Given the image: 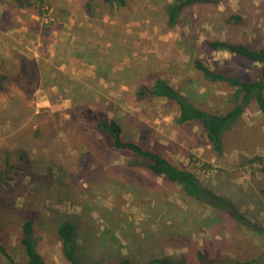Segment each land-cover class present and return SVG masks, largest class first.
I'll return each instance as SVG.
<instances>
[{
  "label": "rangeland",
  "instance_id": "obj_1",
  "mask_svg": "<svg viewBox=\"0 0 264 264\" xmlns=\"http://www.w3.org/2000/svg\"><path fill=\"white\" fill-rule=\"evenodd\" d=\"M127 1L126 8L109 14L106 1L97 0L89 15L88 0H25L24 4L0 0V70L17 74L20 80L19 86L10 83L7 91H0V170L8 157L11 165L20 166L18 157L23 149L32 156L31 166L22 164L20 179L8 187L0 186L3 245L18 263H25L19 230L25 220L34 219L35 238L46 263L67 264L54 224L74 217L90 256L117 251L140 254L138 264L144 257L184 254H189V264H198L195 249L208 257L234 261L264 256L262 165L248 162L255 157L264 160V116L256 102L226 135L224 155L218 157L199 126L176 123L178 112L172 104L164 100L144 105L138 102L134 96L137 75L125 76L126 70L140 67L144 76L154 73L210 113L232 110L236 89L206 80L194 61L201 60L210 70L244 82L257 80L261 65L227 52H213L208 42L230 40L264 47V0H225L218 7L197 5L169 31L162 10L174 0ZM232 13L241 15L243 22L227 28L226 15ZM118 33L121 37L116 40ZM114 38L122 47L113 45ZM91 40L95 42L89 44ZM21 64L27 65L24 69L28 72H22ZM42 67L64 73L67 79L63 76L62 80L69 82L64 85L65 92L45 85L40 77ZM46 83L50 84L48 78ZM78 87L80 101L73 94ZM16 97L31 114L25 118L15 113L19 126L14 130L2 112ZM88 106L107 113L110 119L124 121L126 140L156 150L176 166L196 174L204 186L231 198L263 232L227 217L215 220V225H204L198 232L190 213L187 230L193 244L176 249L175 243L154 238L142 245L138 241L147 234L153 237L167 232L159 226L170 225L175 209H189L194 217L200 210L183 198L178 187L152 178L143 167H131L132 155L102 148L100 135L83 127L86 122L76 108ZM42 113L46 114L40 121L42 126L54 124L55 128L44 130L37 146L29 138L39 120L31 115ZM67 122H71L69 126ZM53 130L61 133L52 138L55 151L51 153L46 145ZM50 156L56 164L70 169L65 184L58 182L62 178L59 169L54 170V176L48 174ZM135 183L141 184L140 199L130 188ZM0 264H10L2 254Z\"/></svg>",
  "mask_w": 264,
  "mask_h": 264
},
{
  "label": "trees",
  "instance_id": "obj_2",
  "mask_svg": "<svg viewBox=\"0 0 264 264\" xmlns=\"http://www.w3.org/2000/svg\"><path fill=\"white\" fill-rule=\"evenodd\" d=\"M20 3H26L25 0H15ZM97 0H88L86 4L87 12L90 15L93 7V2ZM108 6L109 14H114L120 10H123L128 6L127 0H105ZM225 0H174L172 3H168L163 7V15L165 17L166 23L168 25V31L174 29L183 18L184 14L188 9L193 8L197 5H208L218 7ZM243 22V18L239 14H230L226 15L225 27H236L237 25ZM76 34L75 31L72 32ZM121 35L118 33L115 35L116 40L119 39ZM115 38L112 40V43L115 47H122V44L115 41ZM106 39V38H104ZM103 39V40H104ZM96 40V38H95ZM95 41H90V43ZM208 46L213 52H227L232 55H237L243 57L252 63L261 65V74L260 77L252 82H244L238 78L228 76L222 73L212 71L207 67L201 60H195L194 66L196 70L208 81L212 83H223L227 84L230 87L236 89L232 97V101L235 104L233 109L220 114L210 113L203 108L197 106L195 103L191 102L187 97L182 95L175 87L170 85L167 81L163 80L159 76L155 75L152 72H149L145 75V71L141 72V68L138 69H128L126 70V77L137 75L138 81L136 84V90L134 91L135 99L142 103H151L155 100H164L172 104L178 112V116L175 119L176 123L179 126L187 125H197L199 126L204 135L208 144L213 148L217 153L218 157H222L225 152V137L226 135L234 128L235 124L243 117L245 111L249 105L255 101L258 105L260 112L264 116V47L262 48H252L242 44H236L230 40H215L209 41ZM35 66L37 63H33ZM20 65V69L23 73L28 72V69ZM29 66V65H28ZM41 79L45 82V85H51L53 87L59 88L63 93L65 92L64 85L69 82L62 80L64 73L59 69H47L42 67ZM47 69V70H46ZM40 71L38 70V73ZM44 72V73H43ZM38 76V74L36 75ZM124 76V77H125ZM144 76V77H143ZM125 77V78H126ZM48 78V82H47ZM19 76L17 74L11 73V71L3 72L0 70V91L5 92L8 90L7 86L10 83L19 84ZM81 87L73 91L74 99L80 101ZM73 90V89H71ZM16 97L13 104L10 103L9 107L2 112L4 119L11 120V126L18 128L19 123L15 118V113L19 114L21 117L27 118L30 114L26 112V107L22 106L23 101H20V98ZM18 103V104H17ZM80 109L81 118L88 125V130H92L95 134L100 135L102 148L109 147L110 150L123 152L132 155L133 160L130 162L131 167H143L145 168L152 178L162 179L164 182L171 184L174 187H178L181 191L183 198H186L192 203L197 204L200 210L199 215L194 217V212L189 209H175L172 211L174 214L173 219L170 220V225L167 227L160 225L159 227L167 228V232L162 231L160 235L151 236L150 233L147 234V237L141 239L140 243L145 246V244H150L154 238L160 242L171 241L176 244L178 248H185L187 245L193 244V237H191L190 230H187V225L190 220V213H192L193 219L197 224L196 230L198 232L202 231L203 226L207 224L215 225L217 222L215 220H220V217H227L238 223L240 226H243L250 230H255L257 232H263L262 229H258L256 225L248 217H246L239 209L238 205L231 198L225 196L220 191H216L212 187L204 186L200 180L197 178L196 174L193 172L184 169L182 167L176 166L172 161L156 150L146 148L135 141H128L125 139L124 133V121L119 118L110 119L108 114L100 110L91 109L88 106L76 107ZM34 114V113H33ZM35 119L39 120V123L34 126H38L35 131H33L32 137L29 139L37 143L38 139L45 135L44 130H52L55 128L54 124H48L47 127H43L40 121L46 116L45 113L31 115ZM73 117L75 115L73 114ZM74 121V118H73ZM69 123L66 124L69 126ZM82 127V128H83ZM51 128V129H50ZM25 130V129H24ZM24 132V131H23ZM27 133V132H26ZM57 133V134H56ZM61 132L53 130L50 139H47L49 142L46 145V148L53 153L55 150V145L52 144V138H56ZM26 139V138H25ZM24 139V140H25ZM34 144V143H33ZM40 144H37V146ZM89 150V145H87ZM47 156V154H44ZM52 167L48 168V174L54 176V170L59 169L61 174V179L58 180L59 183H64V179L70 178L69 173L70 169L67 166H61L56 164L51 159ZM20 162L19 165H11V160L6 158L4 162L5 168L0 170V186L8 187L11 181L20 179L18 178L20 172L23 171L22 164L29 167L32 165V156L30 152H27L26 149H23L18 157ZM53 162V163H52ZM250 164H261V173L264 182V160L261 157H255L248 160ZM54 173V174H53ZM65 184V183H64ZM130 188L134 194V197L140 199L141 197V184L135 183L130 185ZM264 194V183L261 189ZM140 193V194H138ZM150 201H153L151 199ZM148 214V211H146ZM196 214V212H195ZM201 221V222H197ZM34 219L25 220L22 227L19 230V239L20 244L22 245L27 260L25 263H18L16 259L7 251L6 247L3 245V238L1 235V219H0V254H2L10 264H47L42 254L39 252L38 244L35 238V224ZM55 227V233L57 236V241L61 245V252L67 264H138L136 262L137 256L140 254L132 255H123L121 251L116 253H104L100 252L99 255H88L86 254V248L83 245L82 239H80V226L74 217L67 218L61 222H58ZM185 231L187 235L184 234ZM162 235V236H161ZM128 240V239H127ZM131 242H133L131 240ZM150 248V246H149ZM194 256L198 261V264H264V256L254 258L247 261H234L229 258H223L220 256L208 257L201 252L194 250ZM189 254H184L182 256H168L164 255L161 257H144V262L141 264H189L188 263Z\"/></svg>",
  "mask_w": 264,
  "mask_h": 264
}]
</instances>
